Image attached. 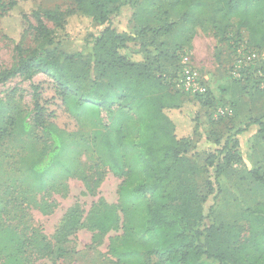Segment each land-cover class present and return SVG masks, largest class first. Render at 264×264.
<instances>
[{
    "label": "trees",
    "instance_id": "16d2710c",
    "mask_svg": "<svg viewBox=\"0 0 264 264\" xmlns=\"http://www.w3.org/2000/svg\"><path fill=\"white\" fill-rule=\"evenodd\" d=\"M118 1L75 0L77 7L63 16L36 4L21 13L25 26L22 36L32 31L35 47L25 56L22 37L13 41L18 64L0 73V83L17 75L31 79L43 73L55 83L65 112L75 119H87L88 113L96 116L87 119L91 143L86 142L83 147L92 148L100 169L109 170L121 179L117 196L124 213L123 234L110 239L108 244V253L116 264H264V216L260 213L264 211V201L254 210L242 213L247 227L217 225L212 220L220 196L217 179L220 176L226 179L223 166L243 160L236 135L257 126V134L264 142L261 119H250L236 129L238 107L246 109L248 98L264 91V60L239 70L238 78L232 74L239 51L264 50V0H127L133 6L136 23L132 29L136 37L149 34L153 39L159 36L170 39L177 34L175 41L188 44L197 26L185 23H197L224 41L233 56L228 74L230 83L236 90L239 87V95L228 100V107L234 109L236 117H231V128L236 132L220 150L206 153L205 167L213 169L215 180L207 183L209 194L214 195L206 215L201 209H194V203L200 199L193 191L199 169L186 156L190 139L176 136L175 125L165 111L180 109L184 101L210 104L208 86L206 94L194 96L176 88L180 57L189 54L186 49L175 50L169 58L171 64L161 74H156L146 61L136 62L125 55L130 36L119 32L111 23V17L119 13ZM18 2L0 0V18L16 9ZM165 3L172 17L177 15L176 10L180 12L176 21H160L170 14L164 8ZM75 14L91 17L94 24L103 26L86 55H67L57 48L58 40H65L62 33L68 18ZM45 22L52 27L48 28ZM177 26L183 29L173 32ZM188 28L191 34L181 39ZM32 89V125L41 129L50 142L42 146L39 160L30 162L26 175L41 177L56 164L67 169L62 157L68 145L61 131L45 124L37 88ZM248 91L250 96L243 99ZM5 108L0 101V120ZM20 125L24 132L30 127L24 120ZM255 173L254 181L264 184L262 176ZM2 198L0 213L4 210ZM116 224L117 219L109 209L99 213L96 220L99 235ZM21 236L16 226L0 224V264H19ZM152 258L155 262L150 263Z\"/></svg>",
    "mask_w": 264,
    "mask_h": 264
},
{
    "label": "rangeland",
    "instance_id": "374dc122",
    "mask_svg": "<svg viewBox=\"0 0 264 264\" xmlns=\"http://www.w3.org/2000/svg\"><path fill=\"white\" fill-rule=\"evenodd\" d=\"M118 2L119 13L111 17V23L119 32L130 36L127 43L129 51L125 50V55L136 62L146 61L156 74H161L171 64V54L177 49H186L193 65L207 79L210 104L184 101L180 109L165 111L175 125L176 136L190 139L186 156L199 169L194 178L195 189H192L200 199L194 203V209H201L206 215L214 195L209 194L207 183L215 182L213 169L205 167L206 153L208 150H220L226 139L232 140L236 132L235 128H231V117L236 116L234 109H229L228 100L239 95V87L229 93L225 85L227 78L230 82L228 71L233 56L224 41L216 39L209 28H201L197 23H185L186 26H197L188 44L175 41L177 34L171 35L170 39L164 36L153 39L149 34L136 37L132 29L136 23L133 6L127 4V0ZM34 4L61 16L77 7L75 0H19L16 9L0 18V73L18 64L13 41L22 37L25 56L35 47L32 31L22 36L25 26L20 19L21 13L28 12ZM164 8L170 11L167 3ZM169 13L160 21H176L180 12L176 10L177 15L173 17L172 12ZM45 23L48 28L52 27L50 23ZM102 27L86 15H71L62 33L65 40H58L57 48L67 55H86ZM181 27H175L173 32H180ZM190 34L191 29L188 28L181 39ZM216 68L224 78L214 75ZM210 73L214 75L213 80L208 76ZM33 86L39 94L45 124L61 131L68 145V151L62 157L67 169L56 164L41 177L26 175L30 162L39 160L42 146L50 142L41 129L32 125ZM245 95H250V92ZM0 101L6 107L0 120V196L3 197L4 207L0 213V224L16 226L22 235L19 264H116L115 258L108 253V244L110 239L123 234L124 213L118 205L117 196L121 179L109 170L100 169L92 148L83 147L84 143H91L87 119L93 120L96 116L88 113L87 119H75L65 112L55 83L43 73H37L31 79L17 75L3 81L0 83ZM197 116L198 122L195 123ZM22 120L30 124L26 132L20 125ZM250 144V141L243 143L244 152L247 156L251 154L250 158H259V161L252 166L247 160L223 166L226 179L221 176L217 179L220 196L212 216L217 225L247 227L242 213L247 209L254 210L257 204L264 201V184L252 178L253 172H256V176L264 179V156ZM200 200H203L202 204H199ZM106 209L114 214L117 224L99 235L96 220L99 213ZM260 213L264 216L263 210ZM152 262H155L154 258Z\"/></svg>",
    "mask_w": 264,
    "mask_h": 264
},
{
    "label": "built area",
    "instance_id": "2783aa9c",
    "mask_svg": "<svg viewBox=\"0 0 264 264\" xmlns=\"http://www.w3.org/2000/svg\"><path fill=\"white\" fill-rule=\"evenodd\" d=\"M260 60H264V50L260 52L248 50L246 53L239 51L234 62L233 76L238 78L240 75L239 70ZM175 86L191 96L204 95L207 92V79L200 74L187 54L180 57V72L175 81Z\"/></svg>",
    "mask_w": 264,
    "mask_h": 264
},
{
    "label": "crops",
    "instance_id": "0c3cea01",
    "mask_svg": "<svg viewBox=\"0 0 264 264\" xmlns=\"http://www.w3.org/2000/svg\"><path fill=\"white\" fill-rule=\"evenodd\" d=\"M214 75L217 77L224 78V75L220 76V70H217V68H216V72H214ZM214 75L212 73L208 74L210 80H213ZM226 81L227 82L225 83V85L228 87L229 93L230 91L236 90V87L228 81V78L226 79ZM263 88H264V85H263ZM248 96L250 95H244L243 99L247 98ZM246 102H248L246 109H242L241 106H239L236 111V113L239 114L238 115L239 122H236V123H239V125L236 127V129L242 128L244 125H241V124L242 123L245 124L250 119H261L264 122V91L258 94L257 96H254L251 99H248ZM258 111H260L259 114L257 113ZM257 130H258L257 126H250L245 132L239 135H236V139L239 142V147H240L241 156L243 158V162L244 161L246 162L247 160L249 165L251 166L256 164V162L259 161V158H255V159L250 158V156L252 157L251 154L250 155L248 154L247 156V154L243 150V143L248 144V141H250L251 148L252 146L257 147L264 156V142H263L262 137L257 134ZM254 157H257V156H254ZM261 160H263V158H261Z\"/></svg>",
    "mask_w": 264,
    "mask_h": 264
}]
</instances>
